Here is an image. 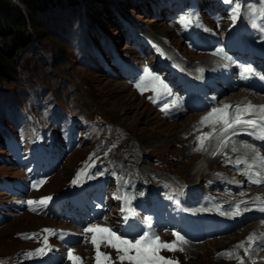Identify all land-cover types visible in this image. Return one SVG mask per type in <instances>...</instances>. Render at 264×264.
I'll return each mask as SVG.
<instances>
[{
  "label": "rangeland",
  "instance_id": "1",
  "mask_svg": "<svg viewBox=\"0 0 264 264\" xmlns=\"http://www.w3.org/2000/svg\"><path fill=\"white\" fill-rule=\"evenodd\" d=\"M170 1L48 0L42 8L34 11L32 17L26 1L11 0L29 18L26 21L27 30L32 33V39L24 50L10 58L5 51H0L11 74L0 82V214L3 216V223L0 224V264H28L35 261L41 254L36 250L45 249L48 237L53 245L58 244L53 236L56 231L51 236L49 232L45 238L47 226L41 227L39 221L48 220L56 228L65 226L59 219L36 215L38 219L31 222L29 228H18L26 223L24 214L29 213L25 208V198L31 195L38 200L64 190L85 160L88 164H95V177L108 176L113 192H119L122 197L130 195L137 187V180L141 179L166 195H175L180 189L199 181V178L193 182L182 179L189 162L205 155L204 150L195 151L197 148L194 146L191 154L188 152V136L195 129L182 134L181 126L185 118L197 113L186 112V115L177 118H174L179 115L176 113L171 117L165 116L147 102V93L139 94L134 90V85L122 75L115 61L121 60L129 67L139 69L150 66L153 59L171 57L180 65V58L181 61H192L193 58L210 55L199 49L201 41L186 39L185 31H192L193 35L202 32L217 40L220 33H225L241 14L243 16L245 3L239 7L237 19L233 21V7L224 9L218 6L217 9L214 0H206L192 13V28L190 24L185 26L181 23V18L176 23L173 11L169 13V9L165 10ZM166 27L170 29L169 35L162 38L159 32ZM138 37L150 46L151 52H142L133 45L132 41ZM155 44L160 51L153 46ZM185 67L192 74L194 70L191 64ZM125 106L131 107L126 113ZM208 110L198 113L204 114ZM174 122L180 124L174 127ZM200 126L205 127L202 135L208 133L209 123L199 124L196 129ZM252 132L249 131V134ZM75 134L76 147L51 168L53 173L48 177V184L27 194L23 177L27 163L32 166L34 158L27 156L26 161H29L25 164L22 157L30 154L35 144L45 148L52 142L64 143L74 138ZM180 134V142L175 141ZM241 138H244L242 142H247L248 137ZM184 154L188 156L184 157ZM213 156L219 157V151ZM210 169H218L217 173L228 171L218 160L213 162ZM80 177L83 183L89 180L86 169ZM219 179L217 181H224ZM9 182L20 185L16 194L7 192ZM251 191V187L245 186L239 194L231 195L229 199L233 200L229 206L232 207L235 196L243 198ZM235 205L234 210L239 204ZM263 220H247L244 223L251 224H245L242 230L229 233V236L237 238L238 244L247 242L249 232L258 229ZM108 224L104 221L95 223L112 230L113 225ZM26 230H41L43 235L33 242L20 237V233ZM157 232L155 235L162 242L176 240L173 231ZM92 236L93 233H90L73 249V255L81 258L78 264H97V249L91 243ZM214 240L223 241H219L220 245L214 249L208 243ZM101 241L99 252L110 257L105 264H132L128 260L121 262L118 256L122 253L106 240ZM229 241L215 236L187 242L206 245L198 252H188L185 244L180 242L182 251L161 249L159 255L168 256L166 258L179 264H236L237 257L244 258L245 264H264L263 246L257 247L251 256H245L244 248L239 247V252L232 258L220 259L219 253H227L231 244ZM60 264H74V261L65 257Z\"/></svg>",
  "mask_w": 264,
  "mask_h": 264
},
{
  "label": "bare ground",
  "instance_id": "2",
  "mask_svg": "<svg viewBox=\"0 0 264 264\" xmlns=\"http://www.w3.org/2000/svg\"><path fill=\"white\" fill-rule=\"evenodd\" d=\"M263 2H264V0H263ZM243 12H244V14H243L244 19L240 18L238 20L237 24L239 25V27L241 25H244V26L248 27V29L250 30L249 34L244 36L245 41H247L248 43H250L252 45H257V44L258 45H264V18L261 21L262 23L259 22L260 21L259 17H260V12H261L260 7L253 3L251 5L246 6L244 8ZM255 22L259 23V25L256 24ZM169 30L170 29L168 27L162 29L159 32L161 34V37L162 38L168 37V35H169L168 31ZM201 33H197V35H195V34L193 35L194 38H196V40H198L197 42H200V41L209 42V41L213 40L212 36L209 37V36L203 35ZM215 33H216V31L213 34H215ZM168 55L171 56V53L170 54L168 53ZM171 61L175 62L176 59L172 58ZM180 62H181V64L179 66L185 69L184 71L187 73V75L190 71L189 72L187 71L188 69H186L185 65H187L189 63V64H191V66L193 67V70H194L193 72L191 71L192 72L191 77H193V78L198 77L199 82H203V80L207 79V77H210L211 80L215 81V84H217V85L220 84V87L222 88V89H215L214 88V90L210 92V95L206 96V98L204 100V104L207 106L211 105L212 108L210 110H208L207 112H205L202 115V117H204L208 113H210L212 111V109L221 108L224 105H231L232 106L228 110L230 112V114H232L237 109V106H235V104L237 102H241V103L243 102L242 107L249 104V103H251L254 106L264 105V93L249 92V90H247L245 88H242L240 90L241 87H239V86L236 87V85L234 83L227 85V86H224L219 82V81H221V79L223 77L222 74L228 75V72L223 71L221 68H219L220 61L218 58L210 56V55H203L202 57L193 58L192 61H188V60L187 61H181V58H180ZM175 63H178V61ZM209 68H211V69H209ZM209 70L211 73H209ZM196 86L200 87V85H198V84H196ZM223 94H225V95L222 96ZM129 109H131V107L125 106L124 112L126 113V111ZM179 109L180 110H178L176 108V111H175L176 114H180L186 110L182 106ZM243 111L244 112H242V113H246V111L244 109H243ZM256 111L259 114L264 116V112H261L258 107L252 109V112H256ZM202 117L197 116V115L188 116L187 118H185L186 121L183 122V124L181 126L182 127V134L187 133L189 131L192 132L193 129H195L193 131H197L196 133L189 134V136H188V139L190 141V146L188 147L189 153L193 151V146H194V148H197V149L199 147V141L197 138L200 136L201 130L196 129V127L199 124H201L200 121H201ZM179 124H180L179 122H174L172 125L175 127L176 125H179ZM208 127H209V133L213 132V128H216L217 132L215 134H213L209 139H207L206 146H204V154H205L204 157H198V159H194L193 161L191 160L189 162L187 170L184 172L185 173L184 176H182L183 180H185L186 182L187 181L193 182V181L197 180V178H199V179L202 178L204 180L207 178H209V179L216 178L217 176L213 175L215 173V171H214L215 169L211 170L210 168H211V166H213V162L219 160V157L221 155H219V157L216 158L211 153L215 152L219 147H222V149L224 148L223 150H221V152L227 151L228 153L232 154V158H231L232 162H233L235 168H238V170H239L238 174L237 173L230 174L228 172H225L226 175L223 174L222 179H226L225 181H228L230 184H237V185L239 184V187H240V184H241L240 182L243 179L245 181V178L248 176V173H249V175H251L255 178L254 173L251 172V170L249 172V168H248L249 166L250 167H256V168L260 169V172H259L261 174L260 178L264 179V163H262L259 159L256 158V150H258L261 153V155L264 156V152L261 151V148L259 149L256 147V146H258L259 139H260L258 136H254L253 132H252V134H249V132L243 131L242 128H237L236 131L238 134L232 135V133L230 131L229 132L230 135L227 136L228 137L227 142L224 143L223 146H221V143L225 137V134L219 132V129L222 127V123L221 122L209 123ZM203 128H205V127H203ZM244 134H248V136H242ZM241 137H248L247 142L246 141H243V142L239 141V138H241ZM179 138L182 139L181 134L178 136V140L176 138L175 141L180 142ZM227 143H228V145H227ZM245 144L251 145V147H245L244 146ZM183 147H185V146H183ZM225 148L228 150H225ZM233 148H235L236 151H233ZM195 151H197V150H195ZM198 151L201 152L203 150H198ZM187 156L188 155L184 154V157H187ZM237 159H239L241 161L240 164H237ZM48 182H49V180H47V182H45V184L42 187L46 186L48 184ZM172 182H173V184L175 183L174 181H172ZM191 186H192V189H194L195 186L194 185H191ZM168 187H170V186H168ZM260 190L264 191V189H260ZM256 193L257 192H254L252 190L250 194H248L247 196H245L243 198L236 197V200L232 203V206H234L235 204L238 203L239 208H240L239 213L242 214L243 217L248 216L249 214H252L254 212H258V213L261 212L262 213L261 209H264V192L261 195H260V192H259V194H256ZM197 195H198L197 189L196 190H189L188 201L191 202L192 199L196 198ZM257 198H259V199H257ZM202 205L203 206L201 208V211L208 210V207H207L208 203L207 202L202 204ZM24 217H25V219H27V221H26V223L20 225L18 227L19 229L22 228L25 230V228H29L31 222H34L35 220L38 219L37 218L38 216L33 215V214H29V213H25ZM39 223H40L41 227L43 225L47 226V228L52 227L51 226L52 224L48 220L39 221ZM261 225L262 224H259L258 229L251 230L249 232V234L255 233V235L257 237L264 236V226L263 225L261 226ZM244 227L239 229V231L242 230ZM248 227L249 226H247V228ZM231 237L232 236L226 235V236H223L221 238L230 240L229 242L231 244H229V246H228L227 253L231 252L232 257H233L236 253L239 252L238 251L239 250V247H238L239 244H238V242H236V241H238L237 238L234 237V239H233ZM219 241H223V240H218V241L214 240V241H211L208 243L211 246H213L215 249L218 245H220L221 242H219ZM101 242H103V241H100V244H102ZM187 242L188 241H186V243H183V244H185V247L188 248V252H198L200 248L206 246L204 244H199V245L189 244ZM247 243H248V241L245 242L246 245H247ZM262 243L263 242L257 241L256 245L252 249V252H255L257 244H262ZM209 250H210V248H209ZM219 257H220V259H226L229 256L226 255L224 252H222V253H219ZM255 259L258 260V257H255Z\"/></svg>",
  "mask_w": 264,
  "mask_h": 264
},
{
  "label": "snow or ice",
  "instance_id": "3",
  "mask_svg": "<svg viewBox=\"0 0 264 264\" xmlns=\"http://www.w3.org/2000/svg\"><path fill=\"white\" fill-rule=\"evenodd\" d=\"M229 2H232V0H229ZM239 5L235 9H233L232 19L235 21L237 19V15L239 13ZM193 19V14L189 13L185 16L181 17V23L185 24V26H188L191 24ZM246 72L250 71V69H245ZM146 84H150L153 87L154 91H159L160 89H164L170 93V89H168V86L165 84L163 79L153 73L151 69L148 67H145L144 69V76L141 78V82L136 84V87L138 89H141V91L144 90V86ZM177 101H173V104H176ZM232 106L231 105H224L221 108H214L210 113H208L206 116L201 118L200 123H217L221 122L222 127L219 129L220 133L225 134L224 140L221 143V146H223L224 143L227 142V133L231 131L232 135H237V128H242L243 130L251 129L253 132L257 129L260 131L259 138L264 140V116H261L259 119H253V118H245V115L241 111V106H237V112L235 116L230 114L228 111ZM258 107L261 112H264V105L260 106H254L251 103L243 106V109L247 112L248 116L252 115V109ZM217 129L213 128L212 133H204L202 136L198 137L199 141V147L196 150H204L205 141L209 139L213 133H216ZM252 134V133H250ZM245 147H251V145L245 144ZM219 151V148L217 149V152ZM233 151H236L235 148H233ZM217 152L211 153L212 155H216ZM256 158L259 159L262 163H264V156L261 155V153L256 150ZM241 161L237 159V164H240ZM250 172V170H249ZM255 179H252L251 182L255 184H264V179H261V174L259 172H256ZM79 176V173H78ZM77 181H73V183H76ZM42 183V182H41ZM117 199H121V197H117ZM125 203H129V199L127 196L123 197ZM259 199V198H257ZM51 200V197H43L39 204L46 205L47 202ZM29 204H33L36 202L29 201ZM35 211V209H33ZM264 211V209H261ZM240 212L239 205H237L236 213ZM132 215H135V212L131 213ZM45 231L50 232V229H45ZM85 232H91L93 233L91 243L96 246L97 249V264H105L106 261L110 260V257L107 254H103L99 252V243L101 240H107L108 244L117 249L119 253H122L118 256V259L122 262L124 260H128L133 262V264H179L178 261H174L171 259H168L166 257L160 256L158 253L161 249H167L169 251H176V250H183L182 248H179V243L183 242L186 243L184 240V237L180 235V233H174L176 236V240L168 243V242H162L159 238V236H156L154 233L150 234L148 232H145L143 235H141L138 239H136L134 242L129 239H124L120 236H118L115 232H113L109 228H101L98 225H93L89 228L85 229ZM97 233L101 235H97ZM264 242V236L257 237L255 233L250 234L247 237V241L249 245L256 244L257 241ZM47 246V245H46ZM238 247H243L245 253L249 252V248L245 247V242H241ZM38 253H43L44 249H37ZM134 252V255L132 254ZM230 258L232 257V253L228 252L225 253ZM69 259L74 261V264H78V262L81 260L80 257L73 255L72 250H69ZM101 257H103V260H101ZM238 264H244V259L242 257H237Z\"/></svg>",
  "mask_w": 264,
  "mask_h": 264
},
{
  "label": "trees",
  "instance_id": "4",
  "mask_svg": "<svg viewBox=\"0 0 264 264\" xmlns=\"http://www.w3.org/2000/svg\"><path fill=\"white\" fill-rule=\"evenodd\" d=\"M23 1L27 2L30 9L28 12L33 17L34 11L42 8L48 0ZM23 12L11 0H0V51H5L9 58L24 50L32 39V33L27 30L26 21L29 18ZM10 75V67L5 65V60L0 55V82Z\"/></svg>",
  "mask_w": 264,
  "mask_h": 264
}]
</instances>
